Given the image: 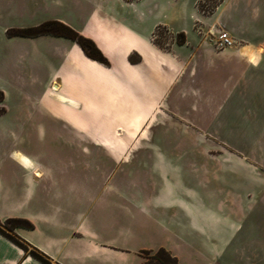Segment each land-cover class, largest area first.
<instances>
[{
    "label": "rangeland",
    "instance_id": "1",
    "mask_svg": "<svg viewBox=\"0 0 264 264\" xmlns=\"http://www.w3.org/2000/svg\"><path fill=\"white\" fill-rule=\"evenodd\" d=\"M96 2L97 0H93L92 9L83 0H15L12 7L9 1L0 0V114L14 115L20 109L9 105L7 100L12 103L18 101L26 106L25 101L33 99L40 102L35 104V108L41 107L45 86L43 83L48 79H58L53 73L60 65L59 53L65 49L70 50L71 47L79 48L76 43L62 37L13 36L8 34L10 31L36 28L51 21L63 24L62 19L70 23L68 27L81 36L91 41L93 38L104 41L105 50L114 66H122L121 55L127 44L111 41L113 33L105 41L106 30H113V27L101 21L102 11L95 9ZM215 4L216 0L149 1L150 12L146 17L153 18L154 12H159L161 20V24L153 30L151 43L159 50L169 51L171 46H179L183 41L185 44L187 33L190 36H206L213 45L210 40L217 37V31L211 32V26L202 27L200 24L203 17H208L215 11ZM111 10L115 12L112 7ZM125 10H117L118 15L127 16ZM131 12L129 16L133 17ZM164 22L169 25L162 24ZM64 42L66 45L72 43V46L65 47ZM100 52L102 53L101 50ZM103 57L107 65L94 62L101 67H110L111 63L104 55ZM139 59L137 54L128 57L131 64L137 63ZM73 65H78L74 58ZM252 76L256 78L255 81L242 84L240 91H223L224 99L217 108L219 114L204 117L195 113L190 100H173V104L182 111H175V116L160 106V115L152 106L143 103V98H138L137 88H132L125 95L119 88L115 90V96L109 99L108 95L93 94V87L81 90L76 82H70L66 86L63 83V89L67 93L74 96L85 93L88 100L99 105L105 102L116 113L112 117L107 116L110 120L102 119L104 116H101L93 122V145H155L161 149V153L157 154L145 151L117 155L125 160L115 163L108 157L114 156L113 154H99L96 161L87 156L82 162L64 169L66 179L80 180L81 183L80 193L83 198L76 210L81 212L83 219L87 215L82 228L89 226L93 237L75 238L81 247L90 240L93 242V264H136L139 259L135 253L139 248L156 250L160 246L171 251L180 264H216L214 261L207 262L204 258L206 251L200 240L203 232L199 231L212 229L216 223L198 214L205 209L216 211L220 205H229L233 197L253 196L256 192L264 194V61ZM88 78L93 86V72ZM58 91L60 93V86ZM46 92L49 99L51 97V101H54L56 95L52 93L50 86ZM56 108L61 113H66L69 109L66 104H59ZM142 110L150 120L131 121ZM178 114L186 128L177 120ZM171 116L174 117L173 120ZM193 116L198 119H193L194 124H191ZM183 129L186 131H182ZM78 130L79 133L85 131ZM104 131L107 132L102 134ZM81 139L85 145L84 137ZM8 145L24 152L36 153L41 150L50 162L58 156L53 155L56 152L50 151L48 154L46 151L57 145L52 135L37 127L28 136L19 138L16 144L8 141ZM169 145L181 146V149L169 152L166 147ZM65 155L73 157L75 153ZM96 162L102 170L99 173L93 167ZM107 170H111V177L105 181L102 176ZM122 172L129 184L124 187L113 185L112 180L121 177ZM133 195H146V199L161 196L163 201L172 196L181 197L188 200L195 216L193 219H176L175 209L164 207V202L163 207L155 208L154 203L141 204L133 201ZM1 229L12 235L9 226H2ZM152 254L146 251L141 253L144 263H147L146 259ZM244 261L243 259L242 262Z\"/></svg>",
    "mask_w": 264,
    "mask_h": 264
},
{
    "label": "crops",
    "instance_id": "2",
    "mask_svg": "<svg viewBox=\"0 0 264 264\" xmlns=\"http://www.w3.org/2000/svg\"><path fill=\"white\" fill-rule=\"evenodd\" d=\"M6 1H9L10 7L15 3V0ZM149 1L151 2V0L132 2L97 0L94 5L95 9L102 11L101 21L113 27V30H106L105 41L114 34L115 38L112 37L111 41L127 44L121 55V67L114 66L101 39L93 38L92 41L111 63L110 67L99 66L86 58L77 46L74 48L71 47L72 43L66 45L64 42V46L71 49L62 50L58 55L60 65L53 73L58 79H48L43 83L45 86L41 107L35 108V104L40 102L33 99H27L26 106L18 101L12 103L5 100L10 102L9 105H15L20 109L14 115L0 114V221L24 219L31 223L33 225L31 230L16 228L14 233L47 256L51 264H93V242L90 240L81 247L77 240L84 236L93 237L89 226L85 225L82 228L87 215L85 214L86 217L83 219L81 212L76 210L83 198L80 193L81 183L80 180L66 179L64 169L76 162H82L87 156L90 160L96 161L98 155L102 153L113 154L114 156L108 157L114 163L123 162L125 159L117 155L124 153L145 151L161 153V149L155 145L132 147L93 145V122L101 116H104L102 119L110 120L109 117L116 113L108 108L105 102L99 105L88 100L85 93L82 96L67 93L63 89V83L66 86L70 82H76L81 90L93 87V94L108 95L109 99L115 96V90L119 88L123 95L132 88V90L137 88L138 98H143V103L152 106L160 115L161 110H158L160 106L175 116V111L178 113L182 111L173 102L190 100L192 102L190 106L195 107V113L198 112L204 117L219 114L217 108L224 99L223 91H240L242 84L254 82L256 78L252 74L264 61V0H223L211 15L203 17L200 24L202 27L211 26V32L228 33L234 42L231 48L216 50L206 36L197 34L190 36L186 33L185 44L171 46L169 51L159 50L151 43L153 30L161 24V20L159 12H154L153 18L146 17L150 12ZM83 2L93 9V0ZM119 9H126L127 16L120 17L117 12ZM130 11L133 17L129 16ZM60 20L69 26L70 23ZM162 24L169 25L167 22ZM110 33L113 34L109 36ZM131 54L139 56L137 63H129L128 57ZM73 58L78 65H73ZM92 72L93 86L88 78ZM55 82L60 86V93L52 88L56 85ZM49 86L56 95L54 101H51V97L49 99L46 92ZM183 90L185 92H182ZM60 96L75 101L76 105L61 101ZM59 104H66L69 107L68 111L59 112L56 108ZM51 110L53 112H50ZM139 112L142 113H138L131 121L150 120V117L143 114L144 110ZM171 118L174 119L172 116ZM177 118L184 126L179 120L181 118L179 114ZM193 119L197 120L198 117L193 116L191 124H194ZM36 127L40 131L50 133L53 141L57 143L53 148L46 150L48 154L50 151L56 152L53 155L58 154L53 162H50L48 157L45 158L41 150L36 153L24 152L8 145V141L16 144L19 138L28 136ZM78 129L85 131L79 133ZM184 130L186 131V129L182 131ZM105 132L107 131L102 134ZM82 137L85 145L81 142ZM166 147L169 148L167 149L169 152L181 149V146L176 145ZM66 153L75 155L71 157L65 155ZM99 165L97 162L93 163L96 173L102 171ZM111 170L103 173L105 181L111 177ZM120 176L112 180L113 185L122 187L128 185L129 182L125 179L127 177L124 178L123 172ZM138 197L133 195L131 199L141 204L154 203L155 208L169 206L175 209L176 219H193L195 216L188 200L181 197L172 196L165 200L166 202L161 196L149 199H146V195ZM162 202L165 203L163 206ZM198 215L209 221L212 219L216 223L212 229L199 230L203 232L200 240L206 251L204 258L207 262L264 264V194L256 192L253 196L233 197L229 205H220L216 211L205 209ZM176 222L179 223V220ZM191 232L193 233L192 228ZM160 248L165 249L180 264L178 258L165 246H160L156 250L139 248L135 253L139 259L136 264L144 263L142 252L155 253ZM0 264L41 263L25 257L22 250L0 235Z\"/></svg>",
    "mask_w": 264,
    "mask_h": 264
},
{
    "label": "trees",
    "instance_id": "3",
    "mask_svg": "<svg viewBox=\"0 0 264 264\" xmlns=\"http://www.w3.org/2000/svg\"><path fill=\"white\" fill-rule=\"evenodd\" d=\"M216 1L217 4H215L214 6L215 8L223 0H216ZM8 34L13 36L14 35L22 36V37H37L41 35H52L56 37L66 38L76 43L83 52L84 56L87 57L88 59L102 65H107L106 59L103 57L102 53L93 43V41L81 36L79 33L75 32L70 27L59 22H54V21L46 22L36 28L10 31L8 32ZM182 44H184V41L180 43V45ZM2 226H9V230L12 232V235L6 234L1 229ZM16 228L31 230L33 228V225L24 219H7L3 222L0 221V235L6 238L8 241H10L20 250H22L25 257H30L40 262L41 264H51L47 256H45L40 251L27 244L25 241H23L14 233V230ZM146 261L147 263H143V264H178L177 259L171 256L163 248L158 249L149 258H147Z\"/></svg>",
    "mask_w": 264,
    "mask_h": 264
},
{
    "label": "built area",
    "instance_id": "4",
    "mask_svg": "<svg viewBox=\"0 0 264 264\" xmlns=\"http://www.w3.org/2000/svg\"><path fill=\"white\" fill-rule=\"evenodd\" d=\"M211 41L213 43V46L219 50L231 48L234 45V42L230 38L228 33L223 32V31H218L217 37L213 38Z\"/></svg>",
    "mask_w": 264,
    "mask_h": 264
},
{
    "label": "bare ground",
    "instance_id": "5",
    "mask_svg": "<svg viewBox=\"0 0 264 264\" xmlns=\"http://www.w3.org/2000/svg\"><path fill=\"white\" fill-rule=\"evenodd\" d=\"M53 90L55 91V90H58L59 89V86H58V84L56 83V85H53ZM57 92V91H56ZM58 97V96H57ZM66 98V97H65ZM64 97H59V99L61 100V101H67L68 103H70V104H72V105H76V102L75 101H73V100H70V99H65ZM58 99V98H57Z\"/></svg>",
    "mask_w": 264,
    "mask_h": 264
}]
</instances>
